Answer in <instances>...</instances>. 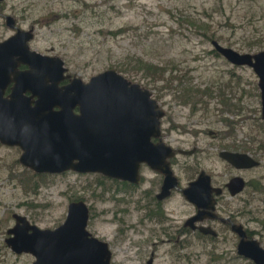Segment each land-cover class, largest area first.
Instances as JSON below:
<instances>
[{
	"label": "rangeland",
	"instance_id": "rangeland-1",
	"mask_svg": "<svg viewBox=\"0 0 264 264\" xmlns=\"http://www.w3.org/2000/svg\"><path fill=\"white\" fill-rule=\"evenodd\" d=\"M9 17L14 28L8 26ZM17 30L34 35L29 43L32 50L63 59L72 78L88 83L116 70L149 90L166 114L165 143L183 152L194 151L191 156L178 155L174 163L182 188L201 171L213 177L215 186L235 175L264 185V151L257 150L264 138L259 79L250 67L228 63L212 45L217 41L241 54L263 51L264 0H4L0 42ZM138 60L163 68L166 74L156 81L150 72L134 70L142 65ZM130 64V72L120 70ZM176 75L195 92L187 103L184 88L178 82L168 84ZM220 95L233 112L227 111ZM247 147L252 151H245ZM223 150L250 153L261 164L239 173L220 158ZM21 155L19 148L0 143V264L35 261L30 254H15L6 244L7 231L15 225L13 215H23L41 229H55L65 222L69 204L77 200L89 206L88 230L109 243L115 263L146 264L155 252V264H253L238 255L239 238L218 222L206 223L218 231L215 242L187 236V247L180 251L166 243L163 229L169 231L170 223L149 221L142 208L144 191L156 195L161 186L147 168L142 169L144 179L133 194L125 191L117 196L122 201L115 199L116 186L98 174L52 175L34 181L42 184L36 193H26L12 177L29 178L31 174L25 172L34 173L20 163ZM262 200L263 194L248 187L239 196L220 200L216 215L243 225L264 248ZM166 210L181 228L194 213L181 193L174 194ZM184 238L181 235L177 242Z\"/></svg>",
	"mask_w": 264,
	"mask_h": 264
},
{
	"label": "water",
	"instance_id": "water-1",
	"mask_svg": "<svg viewBox=\"0 0 264 264\" xmlns=\"http://www.w3.org/2000/svg\"><path fill=\"white\" fill-rule=\"evenodd\" d=\"M4 0H0L3 2ZM8 18V26L14 28ZM34 35L17 30L0 42V143L22 151L20 163L36 174L60 175L67 171L102 174L139 183L142 164L167 175L164 192L178 184L169 159L173 148L154 145L161 134L164 112L152 93L127 80L116 70L105 71L88 83L65 81L66 69L59 57L40 54L30 47ZM214 49L230 64L250 67L257 75L264 119V50L241 54L213 41ZM21 66L29 70L21 71ZM10 91V93H8ZM79 111L77 114L76 111ZM220 158L237 170H249L261 162L249 153L223 150ZM247 181L232 177L226 185L232 197L242 194ZM222 189L203 172L184 190L186 199L202 217H216V200ZM7 246L15 254H30L33 264H112L109 244L88 230L90 209L84 200L71 202L66 220L55 229H41L23 215H13ZM205 234H217L201 228ZM240 242L237 253L253 264H264V248L248 239L243 225L233 224Z\"/></svg>",
	"mask_w": 264,
	"mask_h": 264
},
{
	"label": "flooded vegetation",
	"instance_id": "flooded-vegetation-1",
	"mask_svg": "<svg viewBox=\"0 0 264 264\" xmlns=\"http://www.w3.org/2000/svg\"><path fill=\"white\" fill-rule=\"evenodd\" d=\"M16 29H18V28H16ZM214 51L216 53H218L215 49H214ZM61 60L64 62V68L66 69V72L64 74V76L66 77V79H65L64 82L61 83V85L66 86V85H69L72 82V80H74V79H80V78H77V77H73L72 78L69 75V69L66 67L65 61L63 59H61ZM20 70L21 71L29 70V67L28 66H21L20 67ZM8 93H10V91H8ZM76 113L78 114L79 111L77 110ZM165 115L166 114H164V117H165ZM164 117L161 119V124H160L161 134H160V136L158 138L153 139V144L154 145H159V144H162V143L165 144V145H167L165 143V141H164L165 136H164L163 127H162V120L164 119ZM167 146H169V145H167ZM171 148H173V147H171ZM173 150H174L175 155H174V157H172L171 159H169V163H170L171 171H172L174 177L177 178L178 184H177V186L175 188H171L169 191L167 190V191L164 192V187L166 185L167 175L165 173H162V172L153 170L147 164H142L141 165L140 173H139V180H140V182L138 184L137 183L128 182V181H122V180L108 178V177H106V176H104L102 174H98V175L101 176V177H103L104 179H106L108 181H111L116 186V191L118 192V195H116L115 199H116V201H122L121 199L117 198V196H119V195H121L123 193L125 194V191L127 193H129V194H133L132 193L133 192L132 190L135 189V188H137L138 186H140V184L142 183V181L144 179V176L142 175V172L141 171H142L143 168H147L148 171L153 172L155 174V176H156V183H160L161 186H160V190H159L158 194H156V195L152 194V192L150 190L144 191L143 197L141 199L145 201V204L142 205V208L145 211V218H147L149 221H157V222H159L161 224L164 223V222H169L170 223V227H169L170 229H169V231H167V229H163V231H164L163 234L165 235V238H167L166 243H168V242L169 243H172L173 244V247H174V250L175 251H177V250L180 251V248L187 247V236L197 235L198 237L199 236H202L203 237L202 239H204V238L205 239H209L210 237L211 238H214V239H217V237H218V231L212 229L217 234L216 236H213L212 234H205L204 232L201 231V228H205V229L207 228V226H206V223L207 222H215V223L218 222V223H221L223 226H226V227L230 228L231 231H232V225L233 224H236V222L233 221L232 219L227 220L225 222L222 219V217H220V215H219V217H217V215H216V217H213V218L205 215L201 219H198V220H195L194 219L195 217H197L199 215V212L202 211V210H199L195 205H193L192 203H190L186 199V197L184 195V190L188 189L189 186H190V184L192 182L198 180V178L200 177V175L203 172H205V171H201L200 174H199V176L196 178V180L190 182L186 188H182L181 187V180L175 174L174 163L176 162L178 155L191 156V154H193L194 151L193 152H183V151H180V150H177V149H174V148H173ZM228 151H231V150H228ZM233 152H238V151H233ZM241 153H245V152H241ZM219 156H220V153H219ZM229 166H231V165H229ZM233 169H235V168H233ZM235 170L240 173V172H248V171H251L253 169H249V170L248 169L247 170H237V169H235ZM72 172L78 173V172H75V171H67V172H65L63 174L72 173ZM197 173H199V172H197ZM78 174H82V173H78ZM91 174H96V173H91ZM60 175H62V174H60ZM235 176H241V175H235ZM211 178H212V185H213V187L216 188V189H222L223 190L222 193L219 196H217L214 193V197H215V200H216V211H215V214H216V212H217V205L219 204L220 200L224 199V197L226 195H230V192L226 188V185H227V183L229 182V180L231 178L227 182L222 183L220 186H215L214 185L213 177L211 176ZM247 184H248V182H247ZM177 193H181L185 197V199L188 201V203L191 206H193V208H194V213L191 214V216L186 220V222L184 223V227L183 228L175 226V222H176L175 219H172L171 218L172 215L169 214L168 211L166 210L167 203L169 201H171V199L174 196V194H177ZM232 233H234L239 238V236L235 232L232 231ZM175 235H178V237L175 238ZM181 235H182V237L185 236L186 238H184V241H182V242H181V240L177 242V239L178 238H181ZM92 236H94L95 238H97L93 234H92ZM97 239H99V238H97ZM248 239H251V237H249V235H248ZM99 240L100 241H103L101 239H99ZM103 242H106V241H103ZM239 242H240V238H239ZM166 243L164 242V244H166ZM109 247H110V251H111V254H112L111 263L112 264H119V263H115V261L113 260V252L111 250V246L110 245H109ZM156 259H157L156 253L153 252L150 255V258L147 259L146 264H155ZM180 259H181V255H179V261H180Z\"/></svg>",
	"mask_w": 264,
	"mask_h": 264
},
{
	"label": "trees",
	"instance_id": "trees-1",
	"mask_svg": "<svg viewBox=\"0 0 264 264\" xmlns=\"http://www.w3.org/2000/svg\"><path fill=\"white\" fill-rule=\"evenodd\" d=\"M121 32H125V30L119 31L118 34H120ZM137 62L142 64L144 67L142 65H139V68L134 66L133 69L134 70H146V71L150 72V74L152 75V78H154L156 81L162 80L161 78L166 74V70L163 69V68H160L158 66H154V65H151V64H146L142 60H138ZM131 66H132V64H130V66H128V67H124V66L121 65L120 70L124 71V72H130ZM143 68H145V69H143ZM175 82H178L177 86H179V87L181 86V87L184 88V90H183L184 97L183 98H184V100L187 103L190 99L193 98V95L195 94V92L191 88L184 86L185 85L184 80L182 78H180L179 76H177V75L171 77L168 80V84H171V86H173V84ZM196 92H199V91H196ZM220 97L222 98V104L227 109V111L233 112V110L230 107V103L228 102V100L226 101L224 99V95H220ZM231 106H233L235 108L234 105L231 104ZM240 110L241 109H237L238 112H240ZM250 149H252V148L251 147H247L245 149V151H252ZM257 150L264 151V138L259 141ZM25 173L26 174L30 173L31 176H28L29 178H25L26 175L23 174V175L20 176L21 178L15 176V175H13L12 177L17 179L18 182L23 185L24 190L26 191V193H36L37 190L39 189V187L42 186V184H40V183H35L34 182L35 180H40L42 182L43 179L52 177V175H49V174H36V173H31L29 171H27ZM248 187L252 188V190L255 193L257 192L259 194H263L264 195V185L262 184L261 181H250L247 184V189H248ZM262 202L264 203V200H262ZM263 212H264V209H263L262 213ZM247 232H248L249 237L253 238L252 237L253 236V232H250L249 230ZM199 238L202 239L203 237L199 236ZM209 240H211L212 242L216 241V239L211 238V237L209 238ZM217 258L219 259L220 257H217Z\"/></svg>",
	"mask_w": 264,
	"mask_h": 264
}]
</instances>
